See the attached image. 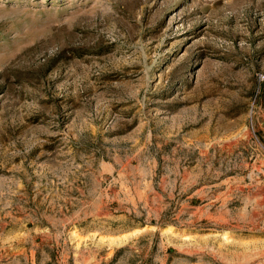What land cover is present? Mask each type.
<instances>
[{"label": "rangeland", "instance_id": "obj_1", "mask_svg": "<svg viewBox=\"0 0 264 264\" xmlns=\"http://www.w3.org/2000/svg\"><path fill=\"white\" fill-rule=\"evenodd\" d=\"M0 260L264 264V0H0Z\"/></svg>", "mask_w": 264, "mask_h": 264}, {"label": "crops", "instance_id": "obj_2", "mask_svg": "<svg viewBox=\"0 0 264 264\" xmlns=\"http://www.w3.org/2000/svg\"><path fill=\"white\" fill-rule=\"evenodd\" d=\"M0 264H7L6 262H4V261H2V260H0Z\"/></svg>", "mask_w": 264, "mask_h": 264}]
</instances>
